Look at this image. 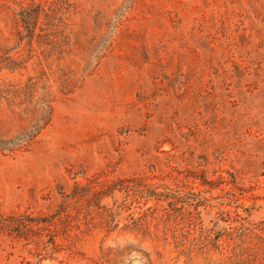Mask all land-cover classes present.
Instances as JSON below:
<instances>
[{"label":"rangeland","instance_id":"rangeland-1","mask_svg":"<svg viewBox=\"0 0 264 264\" xmlns=\"http://www.w3.org/2000/svg\"><path fill=\"white\" fill-rule=\"evenodd\" d=\"M0 264H264V0H0Z\"/></svg>","mask_w":264,"mask_h":264}]
</instances>
